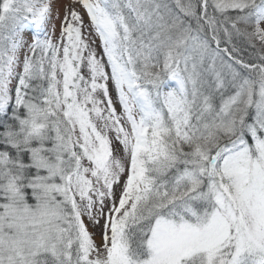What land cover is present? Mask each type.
I'll return each mask as SVG.
<instances>
[{
  "label": "snow or ice",
  "instance_id": "6c2138e0",
  "mask_svg": "<svg viewBox=\"0 0 264 264\" xmlns=\"http://www.w3.org/2000/svg\"><path fill=\"white\" fill-rule=\"evenodd\" d=\"M0 264H264V0H0Z\"/></svg>",
  "mask_w": 264,
  "mask_h": 264
}]
</instances>
